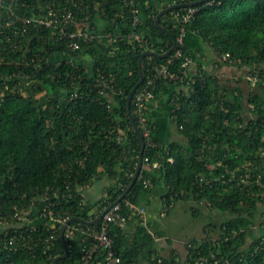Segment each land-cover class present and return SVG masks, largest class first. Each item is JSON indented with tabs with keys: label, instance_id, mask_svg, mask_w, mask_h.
Wrapping results in <instances>:
<instances>
[{
	"label": "trees",
	"instance_id": "1",
	"mask_svg": "<svg viewBox=\"0 0 264 264\" xmlns=\"http://www.w3.org/2000/svg\"><path fill=\"white\" fill-rule=\"evenodd\" d=\"M195 1L202 0H136L142 20L137 33L145 40L141 46L128 39L134 28L132 7L126 6L125 0H2L0 264H53L64 254L65 246L69 256L58 264L80 260L81 247L88 243L86 235L78 232L72 239L66 237L64 243L57 231L56 240L45 242L52 233L49 227L36 222L38 230L32 234L29 230L34 224H22L12 218V213L32 206L35 215L36 208L43 206L42 195L57 187L64 189L65 184L70 185L75 197L58 210L68 212L71 218L92 221L120 199L133 180L142 149L127 109V97L140 80V58L146 51L164 54L173 45L171 37L156 24L160 11ZM48 6L58 12L60 19L71 10L78 22L89 23L101 34L112 33L116 40L81 41V49L70 52L58 29L24 24L26 18L45 17ZM197 7L199 11L187 28L196 30L218 57L228 54L232 64L239 62L251 68L264 65V0H215ZM182 11L176 9L160 20V25L175 37L179 31L176 15ZM187 54L197 58L186 38ZM170 58L146 57L144 74L149 61L166 63ZM182 62L175 60L171 71L178 72ZM83 66L88 67V75H84L88 81L77 77V68ZM99 71L109 79L115 93L103 97L88 86ZM195 72L187 69L190 85L187 80L157 83L155 98L146 110L150 138L157 146L149 145L145 138L143 168L137 183L120 202L122 213L129 222L139 217L127 202L137 205L142 192L147 198L161 196L167 205L205 200L211 208L227 215L224 222L214 226L220 239L229 240L192 242L186 246L184 264H200L198 258L210 259L211 253L216 254L219 264L225 259L264 264V250L255 252L264 232L258 230L253 236L255 231L251 230L258 217H264L263 88L257 86L248 105L240 87H226L202 65ZM19 74L35 79L25 94L16 88ZM174 86L184 88L171 101V117L183 141L164 145L155 138L157 126L149 112L162 111L165 92ZM76 92L78 96L72 98ZM131 109L134 112L133 101ZM247 110H251V118L246 116ZM154 162L160 166L151 167ZM102 176L111 179L112 184L104 187L101 198L91 201L81 195L82 187ZM144 180L150 186L146 187ZM127 226L108 228L122 264H179L182 260L175 253L170 258L156 254L155 239L162 235L151 224L146 228L137 225L133 233ZM37 235L42 241H37ZM13 237L19 240L17 251V246L9 243ZM24 242L27 246L22 247ZM243 254L248 258L241 262ZM209 264L215 263L210 259Z\"/></svg>",
	"mask_w": 264,
	"mask_h": 264
},
{
	"label": "built area",
	"instance_id": "2",
	"mask_svg": "<svg viewBox=\"0 0 264 264\" xmlns=\"http://www.w3.org/2000/svg\"><path fill=\"white\" fill-rule=\"evenodd\" d=\"M215 0H211L206 2L207 4H212ZM2 0H0V4ZM126 6L132 7V26L134 31L129 34L128 39L138 42L141 46L145 44V40L142 38L140 34L137 33L138 27L142 24V20L140 18V11L137 8L136 0H125ZM199 11V8L196 7H189L184 8V11L181 13H177L176 18L179 23V31L178 36L176 37V41L178 44L177 49L172 53L170 56L171 58L166 63H157L154 61H149L147 64V75H145L144 83L141 85L140 89L137 91L133 98V102L135 105L134 115L139 120V124H141V131L149 145L157 144L153 143L152 139L150 138L151 131L147 126V106L148 104L155 98V89L156 85L159 81H169V82H176L187 80L186 84L190 85L191 80L188 77L187 69L191 67L194 63V57L191 55H185V47H186V38L188 33V25ZM18 19V18H17ZM24 24L32 25L35 27H54L58 29L60 34L62 35V39H66V45L68 51L70 52H77L81 49V41L84 43H91L94 41H99L102 43L104 40L112 41L116 40L112 33L101 34L98 33L96 27L90 26L89 23L83 22L80 23L76 20V15L73 11L67 10L63 14L60 19L58 12L51 6H48V12L45 17H31L26 18L24 20ZM73 29V31H70ZM151 57H149L150 59ZM177 59H183L181 68L178 72L171 71V65ZM220 61L225 63L229 61V55L225 54L222 55ZM77 77L82 78L88 81V77L84 78V75H88V67H78L77 68ZM20 79L16 84V88L18 92L22 91L24 94L27 92L26 88L32 85L33 81L35 80L34 77L31 75L22 77L20 74L18 75ZM248 81L252 83V86H261L264 92V70H261L257 67H254L252 71L247 76ZM83 81V80H82ZM89 87L93 89H97L99 93L105 97L110 93H115V88L109 81V79L102 74L101 71L97 73V75L92 79L89 80ZM15 88V89H16ZM12 91V89H11ZM77 92L72 95V98L77 97ZM118 141L122 142L123 138L118 136ZM149 160L146 159V162ZM82 165L83 162L80 161ZM160 166L159 162H154L151 164V167L158 168ZM241 181L245 182V178L241 177ZM145 186H150V182L144 180L143 182ZM64 189L61 187H57L51 189V192L44 193L41 197V201L43 203L42 207L36 208V214L32 216L34 212V208L32 206L30 209L22 208L20 210L15 211L12 213V218L16 219L17 221L25 222L27 224H34L40 223L44 226L49 227L52 230V233L48 236L45 242H53L56 240V233L57 231L60 234V229L63 225L69 222L72 218L68 212L58 210V207H62L64 203L68 202L71 198L75 197V193L70 188L69 184H65ZM79 192V190L77 191ZM83 195V193L81 194ZM34 201V200H33ZM34 205V204H33ZM174 206V204L167 205V203L163 204V212L160 214L161 217H165L170 209ZM127 207L133 212L134 215H138L143 217L145 215V209L138 207L137 205L131 204L127 202ZM129 222V218L122 213V205L120 203L115 204L102 218V220L98 223V228L87 226L86 228L83 227L81 224H74L71 223L66 231H65V238L72 239L75 234L78 232L80 234L87 236L88 243H84L81 247L80 253V260L76 264H122L121 257L117 254L116 250L114 249V242L112 238L109 236L108 228L109 226H114L116 228H125ZM23 224V223H22ZM252 225L251 230L253 231H261L264 232V217L259 222V224ZM58 227H60L58 229ZM258 228V229H256ZM29 230L32 234L38 230L37 225H33ZM216 229L214 227H209L207 229V238H198L189 242L185 243V246L190 245L192 242H199L203 243H222L223 241H228L229 238L216 239L213 235V231ZM37 241H42L40 236H36ZM10 245H16L14 250H18L19 240L15 239L14 237L11 238L9 241ZM27 246V243L24 242L23 246ZM9 250H12L8 247ZM264 250V239L260 241L259 245L256 247L255 252L258 250ZM215 253L210 254V259L214 261L215 264H219V259L216 258ZM222 258V257H221ZM220 258V259H221ZM247 256L243 254L240 258V261H246ZM209 257L201 256L198 258L200 264H209ZM159 263L162 262L161 259L158 260ZM222 264H239L233 263L229 259H225Z\"/></svg>",
	"mask_w": 264,
	"mask_h": 264
},
{
	"label": "crops",
	"instance_id": "3",
	"mask_svg": "<svg viewBox=\"0 0 264 264\" xmlns=\"http://www.w3.org/2000/svg\"><path fill=\"white\" fill-rule=\"evenodd\" d=\"M189 30L187 35L188 48L194 51L195 53H197V58L194 60L193 65H191V67L189 68L190 72L192 74L196 73L195 71H197L198 67L202 65L203 69L209 71L214 76L216 71H218V73L220 74L221 73L223 74L229 65L227 63L225 65H222L220 63L221 64L220 65L219 64L220 58L215 54L211 45L207 44L208 46L206 47L205 46L206 42L200 39L201 37L198 34V32L194 29H189ZM257 88L258 87H256V89ZM182 89L184 88L174 86L171 90L166 91L164 104L162 106V111L157 112L155 110H150L149 112V116L153 118L157 126V134L155 138L157 139L158 142L164 145H167L174 141H179V142L183 141V138L178 133V131L173 132V130L169 127V125H174L171 117L172 97L174 96V94H177ZM157 107H159V104H157ZM108 184H112L111 179L102 176L99 179H96L94 182L90 183L89 185L82 187L81 192L85 195L87 199H90L91 201H97L99 198H101L104 195L105 192H103V189ZM163 202L164 201L161 196L147 198L146 193L142 192L138 197L137 206L145 209V215H143V217L139 216L137 219L130 220L127 227L129 228L131 233H133L137 225L146 228L148 224H151L155 229V231L157 233H160V235H162L159 238L155 239L157 244L156 254L158 253L159 256H162L164 258H170V255L174 253L175 256L179 254V256L182 257V260L180 261L179 264H184L187 255V248L186 246H184L186 242L204 236L205 234L204 231L207 226L208 228L214 227L215 229H217V227L214 226V224L220 225L227 218L226 214L221 213L220 211L214 208H211L209 205H208L209 207L207 206L205 208V211H203L201 205L208 204L205 200L196 204L195 202H193L192 199L185 201L183 200L174 204V206L170 209L167 215L165 217H161L160 214L163 212V204H164ZM175 210H180L184 212V214L190 211V213H192L193 219L196 220L201 217L202 219L207 218V221L203 225H200L198 228H196L195 232H190L189 237L183 236L184 234H182V230L180 236H176L175 234L177 232V228H174L175 233L173 235L172 231L174 229L171 230L172 228H170L169 222H165V221L169 220V218L173 216ZM208 210L211 211L216 210V211L210 213L208 212L207 214ZM215 231H213V234L215 233ZM150 233L153 236L155 235L151 231ZM176 257L178 258V256ZM144 264H149V262H146Z\"/></svg>",
	"mask_w": 264,
	"mask_h": 264
},
{
	"label": "water",
	"instance_id": "4",
	"mask_svg": "<svg viewBox=\"0 0 264 264\" xmlns=\"http://www.w3.org/2000/svg\"><path fill=\"white\" fill-rule=\"evenodd\" d=\"M211 0H202V1H195V2H190V3H178V4H174L162 11H160V13L158 14L157 18H156V24L157 26L162 29L163 31H165L172 39V42H173V45L171 47V49L164 53V54H158L154 51H146L142 54L141 58H140V61H139V67H140V80L139 82L137 83V85L131 90V92L129 93L128 97H127V109H128V113L130 114V119H131V123L133 125V128L136 132V134L138 135L140 141H141V144H142V149H141V153H140V156H139V163H138V166H137V169H136V172H135V175L133 177V180L131 182V184L129 185V187L126 189V191L123 193V195L120 197V199L110 205L106 210H104L100 215H98L94 220L92 221H84L83 219L81 218H78V217H75V218H72L69 222H67L65 225H63L60 229V237L61 239L64 241L65 243V231L67 229V227L71 224V223H74V222H79V223H85V224H88L90 226H94V225H97L101 220L102 218L104 217V215L117 203H120L121 201H123L126 196L128 195V193L131 191V189L133 188V186L137 183L138 179H139V176L141 174V171H142V168H143V154H144V150H145V137L141 131V128L136 120V117L134 115V113L132 112V109H131V105H132V101H133V98L135 96V94L137 93L138 89L140 88V86L144 83V80H145V74H144V70H143V61L146 57H158L160 59H166L168 57H170L172 55V53L177 49L178 47V44H177V41H176V37L174 34H172L170 31H168L165 27L161 26L160 25V20H161V17L169 12H172L176 9H184V8H189V7H196V6H199V5H202V4H205L206 2H209ZM69 256V251L67 249V247L65 246V252L63 255L61 256H58L54 259L53 261V264H58L60 260H64L66 259L67 257Z\"/></svg>",
	"mask_w": 264,
	"mask_h": 264
},
{
	"label": "rangeland",
	"instance_id": "5",
	"mask_svg": "<svg viewBox=\"0 0 264 264\" xmlns=\"http://www.w3.org/2000/svg\"><path fill=\"white\" fill-rule=\"evenodd\" d=\"M189 29H193V28H189ZM207 44L208 43H206V45H205L206 47L209 45V44L208 45ZM86 59L88 61H90L88 56H86ZM220 63L222 65H225L223 62L219 61V64ZM227 64L229 66L227 67V69L225 70V72L223 74L222 73L220 74V73H218V71H216V73H215L216 78H218L223 85H226V87H229V88L236 87V86L238 88L240 87L241 91L244 94V102L246 104H248L249 103V98L252 97V94L255 93V91L257 90L256 87L252 86V83L250 81H248V79H247L248 74L252 71L253 68H251L249 66H242V63H239V62L236 63V64H232L231 62H228ZM259 69H264V65L260 66ZM253 89H255V90H253ZM249 109H252V108L249 107ZM246 116L248 118H251L253 116L251 110L250 111H248V110L246 111ZM169 127L173 130V132L177 131V129L175 128L174 125H169ZM201 206H202L201 208L203 209V211H205V208L208 206V204H202ZM262 208H264V207H262ZM213 211H216V210H213ZM213 211L208 210L207 214H208V212L210 213V212H213ZM262 218H263L262 216L258 217V219H257V221L255 223L256 226H257V224H259V222L262 220ZM206 221H207V218H203L202 219L201 217L196 219V220L193 219L192 213H190V211L188 213L184 214V212H182L180 210H175L174 213H173V216H171L169 218V220H167L165 222H169L170 228H172L171 230H173L174 228H177V232L175 234L176 236H180L181 230H182V234H184L183 236L189 237L190 232H195L196 228H198L200 225H203L204 223H206ZM207 229H208V226L206 227V229L204 231L205 232L204 236H202L201 238L209 237L207 235ZM256 229H258V228H256ZM172 232H173V235H174L175 229ZM255 234L257 235L258 232L255 231L253 233V236ZM212 236H214L216 239H218V237H219L218 229H216L215 233Z\"/></svg>",
	"mask_w": 264,
	"mask_h": 264
}]
</instances>
